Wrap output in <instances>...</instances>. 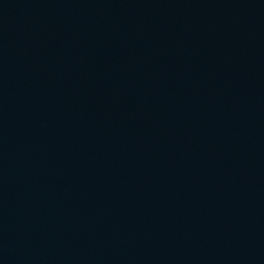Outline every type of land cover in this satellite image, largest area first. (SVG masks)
<instances>
[{"label": "water", "instance_id": "1", "mask_svg": "<svg viewBox=\"0 0 264 264\" xmlns=\"http://www.w3.org/2000/svg\"><path fill=\"white\" fill-rule=\"evenodd\" d=\"M0 264H264V0H0Z\"/></svg>", "mask_w": 264, "mask_h": 264}]
</instances>
